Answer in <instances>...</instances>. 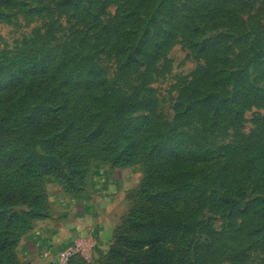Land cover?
Masks as SVG:
<instances>
[{
    "label": "rangeland",
    "instance_id": "1",
    "mask_svg": "<svg viewBox=\"0 0 264 264\" xmlns=\"http://www.w3.org/2000/svg\"><path fill=\"white\" fill-rule=\"evenodd\" d=\"M54 189L119 264H264V0H0V264Z\"/></svg>",
    "mask_w": 264,
    "mask_h": 264
},
{
    "label": "crops",
    "instance_id": "2",
    "mask_svg": "<svg viewBox=\"0 0 264 264\" xmlns=\"http://www.w3.org/2000/svg\"><path fill=\"white\" fill-rule=\"evenodd\" d=\"M49 191L50 217L39 221L21 239L20 244H27L29 248L27 253L23 251L21 258L29 264H55L63 249L83 241L91 249V261H102L109 252L119 223V205H114L118 202L101 198L96 203L80 205L78 203L83 197L87 198V194L78 198L65 197V194L54 189L53 193H58L56 201Z\"/></svg>",
    "mask_w": 264,
    "mask_h": 264
},
{
    "label": "trees",
    "instance_id": "3",
    "mask_svg": "<svg viewBox=\"0 0 264 264\" xmlns=\"http://www.w3.org/2000/svg\"><path fill=\"white\" fill-rule=\"evenodd\" d=\"M66 50V49H65ZM70 50H66L64 53L65 55L66 54H69ZM36 59V58H34ZM44 62L47 61L46 58L43 59ZM41 64V63H40ZM36 65L33 64V69H36ZM74 67V72H77V73H80L84 68H85V65H84V62L79 60V62L73 66ZM36 73V70H32L30 72H28L26 75L29 76V75H32ZM80 86V84L78 85ZM209 98H216V99H219L220 101H222L224 104H229L231 101L228 99V98H222V97H219L217 95H213L212 97L210 96ZM226 108H228V106H225ZM225 108V109H226ZM52 112V110H46V112H42V116L46 115V114H50ZM32 203V202H31ZM31 203L30 206H31ZM39 202L35 201L34 204H38ZM40 205L39 207H36L35 205V208L34 209H30L28 208V211L27 212H23V211H19V212H15V213H12L8 216V220L6 222H8L9 220H11V224H17V222H27V224H29V220L30 219H37V218H41L43 216V213H44V209H43V206H42V202H41V197H40ZM4 212H1V214H3ZM7 213V212H6ZM4 215V214H3ZM3 218L0 217V220H3ZM19 226V225H18ZM118 236L116 237L113 245L109 248V252L107 254V256L103 259V260H106V262H104L103 264H119V262H117V260L122 256L121 255V251L119 248H121V246H119V241H120V234H119V231L117 232ZM122 238V237H121ZM126 240L128 241V237L126 238ZM137 241L135 242H129L130 244H137L136 243ZM3 245L6 244V242H2ZM15 244V243H14ZM2 248V246L0 245V249ZM132 254V253H131ZM110 260H112V262H109ZM82 262H85V260L79 256V255H75L74 257H72L69 261L68 264H81ZM101 262V261H100Z\"/></svg>",
    "mask_w": 264,
    "mask_h": 264
},
{
    "label": "built area",
    "instance_id": "4",
    "mask_svg": "<svg viewBox=\"0 0 264 264\" xmlns=\"http://www.w3.org/2000/svg\"><path fill=\"white\" fill-rule=\"evenodd\" d=\"M75 255L81 256L84 260L92 258V252L89 245L83 241H78L63 249L57 257L55 264H68Z\"/></svg>",
    "mask_w": 264,
    "mask_h": 264
}]
</instances>
